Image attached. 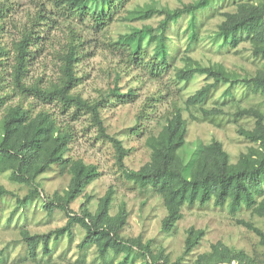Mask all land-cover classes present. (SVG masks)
Returning a JSON list of instances; mask_svg holds the SVG:
<instances>
[{
    "label": "rangeland",
    "instance_id": "obj_1",
    "mask_svg": "<svg viewBox=\"0 0 264 264\" xmlns=\"http://www.w3.org/2000/svg\"><path fill=\"white\" fill-rule=\"evenodd\" d=\"M192 1L128 0L123 9L116 11L113 21L104 29V33H97L90 29V24L80 23L57 12L52 0H0V47L5 49V55L0 58L3 89L1 95L5 98L1 112L7 106L15 105L29 109L32 114L46 111L56 118L57 123L70 129L73 139L65 158L80 159L85 164H92L100 174L70 205L75 214H79L84 204L94 213L100 198L112 188L115 193L110 214L115 215L122 205L128 213L127 223L120 236L124 239L138 237L143 244L151 241L152 251L156 253L162 250L169 264H174L182 254L186 231L189 228L203 230L204 237L178 264H192L198 255L209 252L211 246L217 243L257 257L261 264H264V246L258 243L254 233L236 222L243 220L263 229V219L245 208L231 214L227 205L217 207L212 200L204 206L198 203L185 205L182 210L183 217L174 229L168 234L162 232L161 221L165 210L161 200L149 189L140 191L125 179L116 164L112 144L99 138L100 134L88 113L77 117L72 115V111L61 113L58 105L43 104L33 96H21L13 89V44L20 40L24 31L30 30L33 25V36H40L41 39L39 38L37 53L23 82L26 86L38 85L42 88H48L58 82L60 55L66 51L65 45L73 35H77L82 39L81 57L76 67L79 85L72 92L89 102H96L103 98L116 82L121 94H127L129 91L134 94L133 97L123 99L124 101L114 99L111 103H104L100 109L106 133L120 140L128 150L124 159L126 169L138 170L150 160L146 138L160 130L174 106L182 109L186 121L185 139L188 147H193L198 142L208 144L217 140L229 155L231 163H235L239 155L246 153L252 145L238 134V130L252 129L254 119L235 118L230 114L255 108L264 116V95L255 93L243 85H236L230 93H226L228 86L221 83L210 91L202 106L206 109L221 108L225 115L203 118L197 105L186 107L185 101L212 81L197 75L188 82H177L174 74L177 68L184 65L183 56H189L202 65L220 64L242 76L264 70V59L252 55L248 41L232 48L216 33L223 20L222 14L234 12L240 2L254 0H209L206 7L194 14L196 34L190 47V16L185 15L177 22L171 23L167 31L170 65L156 78L142 68L128 65L126 60L109 46L120 35L129 33L133 27H156L162 19L155 15L144 21L129 22L124 19L126 10L144 4L174 9ZM149 58L146 56L145 60L148 61ZM10 175L9 171L0 173V186L15 196L5 195L0 198V264H117L122 261V255L109 254L100 258L95 247L79 250L77 245L84 235V230L75 224L70 235L50 244L49 256L43 255L42 248H39L37 258L31 260L26 245L21 240V233L26 230L31 234H43L66 223L67 218L62 211L55 210L48 214L44 201L45 197L50 198L55 192L62 193L70 176L67 172L60 171L58 165L52 166L37 178L41 193L26 201L24 205H18L17 199L21 200L28 193L29 186L13 182ZM263 197L264 187L255 198L259 201ZM127 264H144V259L135 256L132 263Z\"/></svg>",
    "mask_w": 264,
    "mask_h": 264
},
{
    "label": "trees",
    "instance_id": "obj_2",
    "mask_svg": "<svg viewBox=\"0 0 264 264\" xmlns=\"http://www.w3.org/2000/svg\"><path fill=\"white\" fill-rule=\"evenodd\" d=\"M128 0H52L57 12L80 23L90 24V29L104 33V29L113 21L116 11L123 9ZM209 0H193L181 7L169 9L153 4L137 6L126 10L124 19L129 22L144 21L153 16L162 17L156 27L144 25L132 28L129 33L120 35L109 46L116 50L130 66L142 68L156 78L170 65L167 31L171 23L189 15V45L195 38V12L207 6ZM223 20L217 27V36L232 48L241 42L248 41L254 57L264 59V0L240 2L234 12H225ZM1 17V14H0ZM33 25L21 35L14 46V64L12 65L13 89L21 96H33L39 102L60 107V112L72 111V115L89 114L91 121L100 134L99 138L108 140L115 151L116 164L125 179L132 182L140 191L149 189L159 197L165 210L161 221V231L168 234L182 219L185 205L198 203L204 206L213 200L217 207L227 205L231 214L241 208L250 210L253 215L264 220V197L259 201L255 196L264 187V116L255 108L242 109L230 114L235 118L251 117L254 119L252 129L239 128L238 134L252 145L246 153H241L235 163H231L229 155L222 144L212 140L208 144L198 142L193 147L186 143V121L182 109L174 106L170 116L155 134L146 138L150 149V160L138 170H128L124 159L128 155L122 142L106 133L100 109L104 103L114 99L133 97L131 91L121 94L116 82L107 94L96 102H89L72 91L79 85L76 67L80 60L81 37H73L65 45L66 51L60 55L58 82L48 88L38 85L26 86L24 79L28 67L39 47L40 36H33ZM35 49V50H32ZM150 52V54H149ZM5 49L0 47V58ZM146 56L150 57L146 61ZM184 65L177 68L174 77L177 82H188L194 76L202 75L211 83L198 89L185 101L186 107L198 106L203 118L225 115L221 108L206 109L203 104L210 91L219 84H227L226 93L236 85H243L255 93L264 95V70L253 75L242 76L229 71L220 64L202 65L189 56L182 57ZM1 65V61H0ZM0 78V173L10 172L13 182L29 186L28 193L17 199L18 205L39 195L40 184L37 178L46 173L52 166L58 165L60 171L70 176L67 187L62 193H53L45 197L44 208L48 214L55 210L62 211L67 221L59 228L43 234H31L22 231L21 240L26 245L28 256L35 260L38 249L49 256V246L65 235L71 234L72 226L79 225L84 235L77 245L79 250L95 247L100 258L109 254L122 255L117 264L132 263L135 256H141L144 264H169L168 258L160 250L154 253L151 241L143 244L140 238L124 239L120 233L127 223L128 213L124 205L119 207L115 215L110 214L114 190L108 189L100 198L94 213L86 204L75 214L70 205L79 198L88 185L99 177L96 166L85 164L80 159L65 158L72 132L68 127L57 123L56 118L46 111L32 114L21 105L7 106L2 97ZM229 115V114H227ZM138 127V125H136ZM14 194L0 186V198ZM254 233L258 243L264 246L263 229L243 220L236 221ZM204 237L203 230L189 228L186 231L182 254L174 264H178L188 255ZM261 264L254 256L243 251L228 248L221 243L211 246L207 253L200 254L192 264Z\"/></svg>",
    "mask_w": 264,
    "mask_h": 264
},
{
    "label": "water",
    "instance_id": "obj_3",
    "mask_svg": "<svg viewBox=\"0 0 264 264\" xmlns=\"http://www.w3.org/2000/svg\"><path fill=\"white\" fill-rule=\"evenodd\" d=\"M223 264H226V263H223Z\"/></svg>",
    "mask_w": 264,
    "mask_h": 264
}]
</instances>
